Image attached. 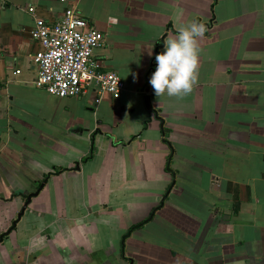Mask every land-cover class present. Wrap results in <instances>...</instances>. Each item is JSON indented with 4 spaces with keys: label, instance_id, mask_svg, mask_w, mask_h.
Masks as SVG:
<instances>
[{
    "label": "crops",
    "instance_id": "0c3cea01",
    "mask_svg": "<svg viewBox=\"0 0 264 264\" xmlns=\"http://www.w3.org/2000/svg\"><path fill=\"white\" fill-rule=\"evenodd\" d=\"M68 8L120 97L35 84V18ZM193 20L198 83L157 97L155 56ZM2 235L0 264H264V0H0Z\"/></svg>",
    "mask_w": 264,
    "mask_h": 264
},
{
    "label": "built area",
    "instance_id": "2783aa9c",
    "mask_svg": "<svg viewBox=\"0 0 264 264\" xmlns=\"http://www.w3.org/2000/svg\"><path fill=\"white\" fill-rule=\"evenodd\" d=\"M29 11L36 13L33 6ZM32 37L41 44L34 57L38 87L60 98L79 96L91 85L101 96L118 98L124 92V80L116 72L102 70L94 57V50L105 42L103 34L75 8H68L55 23L36 16Z\"/></svg>",
    "mask_w": 264,
    "mask_h": 264
},
{
    "label": "clouds",
    "instance_id": "9594fccd",
    "mask_svg": "<svg viewBox=\"0 0 264 264\" xmlns=\"http://www.w3.org/2000/svg\"><path fill=\"white\" fill-rule=\"evenodd\" d=\"M108 20L113 24L118 22L115 17H109ZM205 31L203 23L193 20L187 25L179 26L176 35L164 40L163 51L155 56L156 69L149 80L157 97L167 94L183 98L198 83L199 38ZM148 54L152 55L151 49Z\"/></svg>",
    "mask_w": 264,
    "mask_h": 264
},
{
    "label": "water",
    "instance_id": "95a60500",
    "mask_svg": "<svg viewBox=\"0 0 264 264\" xmlns=\"http://www.w3.org/2000/svg\"><path fill=\"white\" fill-rule=\"evenodd\" d=\"M145 101H146L147 106L150 107V105H151V97H150L149 95H146V96H145ZM42 185H43V184H42ZM42 185H41V186H42ZM35 194H36V192L30 194L29 197H28V200H27V201H30L31 197H32L33 195H35ZM27 204H28V203L26 202L25 206L23 207L21 213H20L19 216H18V219H20V217L23 215L24 210H25V207L27 206ZM3 238H4V235L1 236L0 240H2Z\"/></svg>",
    "mask_w": 264,
    "mask_h": 264
},
{
    "label": "trees",
    "instance_id": "16d2710c",
    "mask_svg": "<svg viewBox=\"0 0 264 264\" xmlns=\"http://www.w3.org/2000/svg\"><path fill=\"white\" fill-rule=\"evenodd\" d=\"M146 221H147V220H146ZM143 223H145V221H144V222H141V223H139V224H137V225H135V226H133L131 229H133V228H135V227H139V226L143 225Z\"/></svg>",
    "mask_w": 264,
    "mask_h": 264
}]
</instances>
